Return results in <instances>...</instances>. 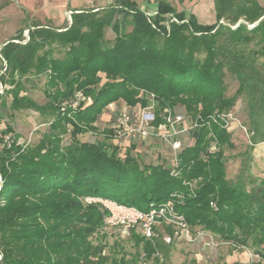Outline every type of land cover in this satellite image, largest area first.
<instances>
[{"label": "trees", "instance_id": "trees-1", "mask_svg": "<svg viewBox=\"0 0 264 264\" xmlns=\"http://www.w3.org/2000/svg\"><path fill=\"white\" fill-rule=\"evenodd\" d=\"M214 6L216 23L202 25L164 0L155 15L137 0H114L75 10L63 28L36 23L28 39L20 32L1 48L0 85L6 88L0 100L11 99V112L38 113L48 127L28 145L10 125L0 130V264H162L163 245L135 231L141 248L134 258H108V211L87 204L88 197L144 212L172 200L191 230L251 248L264 261V176L254 177L247 167L235 182L227 178L225 148L233 143L219 119L242 95L264 116V8L259 0H214ZM107 28L115 34L112 43ZM227 73L239 83L231 97ZM29 76L46 78L45 104L22 95ZM78 91L90 101L73 110L66 103ZM142 92L155 96L154 126L163 110L176 106L199 123L177 164H145L131 153L134 145L120 157L78 138L96 132L115 104L148 107Z\"/></svg>", "mask_w": 264, "mask_h": 264}, {"label": "rangeland", "instance_id": "rangeland-1", "mask_svg": "<svg viewBox=\"0 0 264 264\" xmlns=\"http://www.w3.org/2000/svg\"><path fill=\"white\" fill-rule=\"evenodd\" d=\"M114 0H0V50L8 41L15 38L20 32L28 39V28L36 23L50 25L56 28H63L71 23V13L75 9L105 8ZM182 2V1H181ZM264 8V0H259ZM106 40L112 43L115 34L111 28L105 31ZM19 42V41H18ZM253 46V45H252ZM25 92L22 95L35 100L38 104H45L46 98L44 88L45 77L29 76L25 80ZM225 84L226 95L233 96L239 88V83L227 73ZM6 87L5 85H3ZM145 98L153 103L150 98ZM250 97L240 96L235 107L229 112L235 119L231 124L232 148H225L227 158V178L235 182L243 176L247 167L254 177L264 176V141L260 140L259 132L264 134V116L258 110H252L249 106ZM11 99L0 100V130L5 129L6 124L14 128L20 136L21 144L36 143L42 133L48 127L47 119L41 117L32 110L11 112L9 109ZM150 105V104H149ZM154 105L155 102H154ZM176 115L185 116V123L182 129L188 128V120L184 107L176 106L173 109ZM260 113V115H259ZM136 113L132 108L126 107L123 103L115 104L106 110L96 123L97 131L87 132L78 138L81 142L98 143L117 150L122 157L132 149V154L145 164H158L161 162L172 163V151L160 140L151 139L144 142H122L114 137L113 126L126 118L130 123L136 121ZM111 130V133H104V130ZM254 137V139H253ZM181 146L192 143L187 131L179 137ZM257 142L256 144H254ZM202 231L199 228L190 229L189 239H177L165 229L159 231L156 237L160 245H163L164 253L161 254L162 264H264L254 250L247 247H235L231 243L222 242L215 235L206 232L205 236L196 237ZM132 232H124L120 229L109 230L104 238V254L110 258H122L131 260L139 252ZM136 234V232H135ZM172 238L171 243L165 241V237ZM97 244V241H94ZM108 264H111L109 262ZM139 264H156L154 261L140 262Z\"/></svg>", "mask_w": 264, "mask_h": 264}, {"label": "built area", "instance_id": "built-area-1", "mask_svg": "<svg viewBox=\"0 0 264 264\" xmlns=\"http://www.w3.org/2000/svg\"><path fill=\"white\" fill-rule=\"evenodd\" d=\"M72 15V13H71ZM175 20V19H174ZM6 87L0 85V94H3ZM148 99L152 100V104L145 108L135 110L137 115L136 121L130 123L126 118L119 121L113 126L114 137L122 142H144L151 139H158L163 142L173 153V163L177 164L176 155L181 150V143L179 137L181 133L187 131V133L199 126L198 121H188V128L182 129L185 123V116L176 115L170 108L163 110L161 114L162 123L158 126H154L153 123L157 119V114L154 111V94L144 93ZM90 100L84 95L83 92L78 91L74 94L72 100L69 103V107L73 110H78L80 106ZM219 119L224 124L229 132L231 130V124L235 120L231 113H223L219 115ZM215 120V119H214ZM13 140L10 135L5 137V144L8 147L11 146ZM215 150V146L211 148ZM2 182L0 178V183ZM191 185V184H190ZM192 186V185H191ZM87 204H101L103 208L108 211V214L104 218V232L108 233L109 230L120 229L124 232L135 231L140 236L147 240H153L158 236L156 230L165 229L169 227L173 230L175 238L194 240L190 237V227L184 217V215L178 213L174 202L172 200L166 203L150 208L144 212L135 207L117 204L110 200H102L99 198L88 197L85 199ZM202 230V229H201ZM196 237H202L206 235V231L202 230ZM167 243L172 242L170 236L165 237Z\"/></svg>", "mask_w": 264, "mask_h": 264}, {"label": "crops", "instance_id": "crops-1", "mask_svg": "<svg viewBox=\"0 0 264 264\" xmlns=\"http://www.w3.org/2000/svg\"><path fill=\"white\" fill-rule=\"evenodd\" d=\"M160 0H137L139 8L148 15H155L158 12ZM168 2L177 14L183 13L186 18L195 16L199 24L212 25L216 23L214 0H164ZM182 1V2H181ZM112 4V3H111ZM88 9V8H80Z\"/></svg>", "mask_w": 264, "mask_h": 264}]
</instances>
